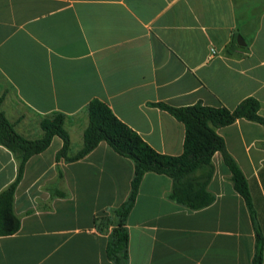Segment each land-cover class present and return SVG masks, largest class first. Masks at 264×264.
I'll return each instance as SVG.
<instances>
[{
    "label": "crops",
    "instance_id": "0c3cea01",
    "mask_svg": "<svg viewBox=\"0 0 264 264\" xmlns=\"http://www.w3.org/2000/svg\"><path fill=\"white\" fill-rule=\"evenodd\" d=\"M248 98L264 118V0H0L2 111L26 139L63 114L76 154L99 100L155 151L180 156L185 126L157 104L234 110ZM217 133L248 180L264 264V127L241 119ZM62 148L54 137L27 162L14 203L21 228L0 237V264H113L95 219L127 201L134 163L105 142L57 162ZM212 163L215 202L199 211L170 198L171 178L144 176L127 220L129 264H253L250 211L222 155ZM17 171L0 146V194Z\"/></svg>",
    "mask_w": 264,
    "mask_h": 264
},
{
    "label": "trees",
    "instance_id": "16d2710c",
    "mask_svg": "<svg viewBox=\"0 0 264 264\" xmlns=\"http://www.w3.org/2000/svg\"><path fill=\"white\" fill-rule=\"evenodd\" d=\"M2 103L3 99H0V146L14 154L18 161V171L15 181L0 194V237L13 236L20 231L21 220L14 209L17 188L27 162L47 150L54 137L63 141V148L56 157L57 162L61 159L68 163L80 161L105 142L117 154L134 163L131 193L127 201L118 209L95 219L96 229L108 234L106 253L113 264L130 262L127 220L135 206L144 176L155 173L171 178L173 189L170 198L192 211L203 210L215 202V196L208 187L214 175L212 159L216 153H220L232 173L235 190L247 204L256 230L257 245L253 264H263V236L256 222L248 180L227 151L225 140L217 133L218 129L241 119L264 127V118L260 115L261 103L257 99H245L234 110L209 107L201 102L182 108L157 104L156 107L168 112L185 126L184 151L180 156L163 155L155 151L99 100L92 101L86 109L88 126L84 132L83 147L76 154H72L71 137L65 128V115L54 114L44 118L40 125L42 137L29 140L18 134L14 125L8 121L2 111ZM58 175V184H63L60 169Z\"/></svg>",
    "mask_w": 264,
    "mask_h": 264
},
{
    "label": "built area",
    "instance_id": "2783aa9c",
    "mask_svg": "<svg viewBox=\"0 0 264 264\" xmlns=\"http://www.w3.org/2000/svg\"><path fill=\"white\" fill-rule=\"evenodd\" d=\"M217 54V51L215 49H211V56H215Z\"/></svg>",
    "mask_w": 264,
    "mask_h": 264
}]
</instances>
